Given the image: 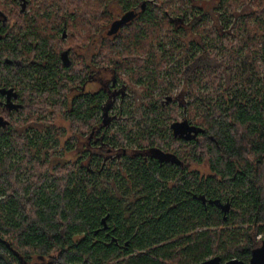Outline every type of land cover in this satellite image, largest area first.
Returning <instances> with one entry per match:
<instances>
[{
    "label": "trees",
    "instance_id": "trees-1",
    "mask_svg": "<svg viewBox=\"0 0 264 264\" xmlns=\"http://www.w3.org/2000/svg\"><path fill=\"white\" fill-rule=\"evenodd\" d=\"M122 1L124 7H134L145 0ZM178 1L180 6L170 9ZM242 1L249 0L221 1L229 19L226 25L235 19L233 14ZM164 2L160 8L152 0L154 5L147 7L140 19L123 29H132L126 36V43L132 46L122 40L116 43L120 34L115 48L101 52V60L113 65L114 81H120L119 72L124 70H139L133 77L147 73L153 85L157 79L165 87L184 80L193 97L186 102L183 121L205 132L192 142L174 136L171 126L179 121L170 107L184 105L183 93L170 107L151 97L154 104L141 110L138 126L143 129L139 135L120 126L112 136L108 132L102 136L115 147L123 146L124 140L137 146L138 150L130 149L122 156V165L110 163L104 169L103 159L87 152L75 163L56 164V176L47 184V169L58 150L61 130L47 123L36 125L35 137L28 136L21 143L16 130L0 131V264H20L18 257L26 264L36 258L44 259L42 264H200L214 257L223 262H249L252 251L264 241L256 242L259 235L264 236V2L258 5L260 0H251L254 12L240 17L229 35L214 31L209 18H197L191 31L206 39L208 50L198 43L189 49L178 48L176 35L184 34L180 25L193 23V16L197 17L193 0ZM163 20L174 29L172 36L161 35ZM155 34L154 43L164 50L163 65L150 69L143 67L140 57L148 41L152 49ZM14 35L11 30L1 50L2 59L16 58ZM43 38L36 53L48 57L49 64L40 62L19 73L14 64L2 63L4 83L21 84L23 108L65 111L74 134L86 129L90 136L94 130L106 128L104 111L111 104L105 103L104 90L74 97L70 110L60 109L68 104L62 82L65 68L58 62L61 50H50ZM165 40L172 45L170 50ZM26 51L31 54L35 50ZM171 51L183 53L175 69L167 65ZM223 54L227 56L220 59ZM242 54L243 69L236 61ZM228 70L230 76L224 84ZM165 76H170L171 82L165 83ZM58 81L60 88L49 92L46 83L56 86ZM33 92L35 98L29 95ZM32 115L15 125L21 128ZM135 115L131 113L129 124ZM68 147L70 152L76 148L75 143ZM202 166L209 172L195 169ZM101 169L103 175H99ZM227 203L232 208L225 218L220 205ZM107 215L108 237L101 224Z\"/></svg>",
    "mask_w": 264,
    "mask_h": 264
},
{
    "label": "rangeland",
    "instance_id": "rangeland-1",
    "mask_svg": "<svg viewBox=\"0 0 264 264\" xmlns=\"http://www.w3.org/2000/svg\"><path fill=\"white\" fill-rule=\"evenodd\" d=\"M70 1V10H74L76 11V8H74V6H77V0H69ZM155 4L158 7H162L164 5V0H154ZM221 1L222 0H193V4L194 6L197 8L196 10V14L197 17L193 16V23L190 21H187L185 24H181L180 26L182 27V29L184 30V34L178 33L176 35V39L179 42V47L185 46L186 49H189L190 45L192 43H198L203 50H208L210 49L209 47H207V45L204 43L206 42V39L200 37V35L197 33V31H191V27L192 24H196L198 22L197 18H209L210 21V26L211 28H213L214 31H217L218 34L220 36L222 35H229L232 33V30L234 29V25L235 22L242 16L252 13L254 12V5L250 3L251 0H249L248 2L242 1V3H239V7L236 13H234V17L235 19H232L231 24L228 23V18L224 15V11L221 9ZM115 2V0H100L99 3V7L96 10H90L91 8L86 7L84 10L85 12H87L86 17H90L93 18L94 14L98 15L101 17L100 21H101V25H104L105 23L109 22V18L107 17L108 14H105L106 10V5H109V9L113 12H115V6H112V8L110 7L111 3ZM262 2H264V0H260V2H257V4H261ZM190 3V2H189ZM188 3V4H189ZM181 2H177L176 4H174L173 6L170 7V9H175L176 7L180 6ZM105 6V7H104ZM164 7V6H163ZM227 7V5H226ZM65 8V7H64ZM188 8H192V5L189 4ZM264 9V4L261 7V9ZM0 10H2L9 18V27L11 28L10 30H13V32L15 33V26H16V20H15V16H16V7L14 4V0H0ZM175 17H180L179 15H172ZM163 34H165L168 36H172L171 35V31L174 30L168 22H165L163 20ZM136 27H138V24H136ZM177 27V25H176ZM133 28V27H132ZM88 25H87V21L85 23V33L88 32V36L86 37L85 43L87 42V40L89 39V35L92 33V29H90L88 31ZM130 30L132 29H128V30H124L122 32V34L120 35L121 38L116 40V43L119 40H122V42H124L127 45L132 46L131 44L126 43L127 38L126 36L130 34ZM194 30V29H193ZM187 31V32H186ZM164 36H162L163 40L165 39ZM229 37V36H228ZM155 38H156V34L153 35V40H152V46L150 49L149 46H147V42L145 44V48L147 49L140 57L141 61L143 62L144 66L143 67H149L150 69L153 67L152 65L158 66V67H162L163 65V61H162V57L164 54V50L160 49V45L155 42ZM169 38V37H168ZM230 40H232L230 38ZM166 43V49L170 50L172 48V45H170L169 41L165 40ZM65 45V44H64ZM67 46V44L65 45ZM244 46V45H243ZM115 48V41L113 42H109V43H105L103 48L100 50L99 52V56H98V64L100 65V68L102 70L101 73V79H102V85H101V90H104L106 93L105 96V103H107V101H109L110 108H109V112L107 114V116H109V118L112 120V122H110V128L108 130V135H113L115 134L118 130L119 127L122 126L123 128H125V130L129 131V130H133V134L135 135H139L141 130L143 128L138 126V122H140V117H141V110H147V108L151 105L154 104V101L150 100L151 97H153L155 99V101L164 104L165 107H170L173 102L174 99L177 97H180V95L183 93V101H184V105H181L179 108L177 106L174 107H170L171 110L175 111L177 113L178 116V121L182 122L184 120L185 114L187 112V104L186 102L189 101V97H193L191 96V91H190V86L187 85L185 83L184 80H179L177 81L175 84H169V86L165 87L164 84L159 83V79L156 80L155 84L153 85L154 82H152V78L147 74H143L141 76L138 77H133L135 72L140 73L139 70H134V71H130V70H124V71H120L119 72V76H120V81H114V74L112 73L113 70V65H105L103 64V61L101 60V52L103 50H109ZM245 49H247V47H244V52L245 53ZM151 50V51H149ZM55 52H58V49H54ZM171 56H170V63L167 64L169 65V67L171 69H175L179 67V64L177 63V61L180 59L181 52L178 51H171L170 52ZM191 55V54H190ZM224 56H227L225 54H223L220 59ZM245 54H242L240 57H238V59L236 60L238 63V67L243 69V65H244V57ZM25 57H27V55L25 54ZM185 58H183L181 61H184ZM219 60V59H218ZM246 64V63H245ZM138 68V66H136ZM77 70V69H76ZM147 69L144 68V72H146ZM143 71V70H141ZM165 71V69H164ZM164 76V75H162ZM230 76V71H226L224 73V77H223V82L224 84H226V81L229 79ZM166 80L165 83H169L171 82V77L170 76H165ZM70 85V86H69ZM72 82H68V85H63L65 86V90H64V95L67 94V92H69V89L72 88ZM74 86V85H73ZM99 90V86H92L90 88L87 89V91H91V92H95ZM72 96V94L70 95ZM69 96V99H71ZM33 98H35L33 96ZM172 98V99H170ZM39 100V99H38ZM39 103L40 100H39ZM63 108V109H62ZM47 110H25V112H23V117H20V120L18 119L17 122L21 121L22 119H24L25 117L29 116V114H31L32 112V118L30 120H27L24 122V124H21V129L18 131L19 133V142H25L28 140V136L29 138H33L32 135L35 136V133L38 132V128L36 127V125H45V123L54 126L55 128L61 130L59 133V137L58 142H59V147L58 150L56 152V154L54 155V157L51 159L50 158V167L47 169V173H48V177H50V179H48L47 184H50L51 180H53V178L56 176L55 174V167L56 164H60V166L63 165H68V163H75L76 161H78V158L80 156V145L78 144L79 140H87L89 134L88 132L85 130H80L78 134H74V132H72L70 130V123L67 120V117L65 115V111H63V113L61 111L56 112V110H54V108H52V110L50 108H46ZM60 109L62 110H70L68 109V105L61 107ZM131 113H136V117L134 118L132 123L129 124V122L127 121V119L131 116ZM172 118H175L176 115H172ZM29 119V117H28ZM110 120V121H111ZM132 120V119H131ZM45 121V122H44ZM174 121V120H173ZM172 121V122H173ZM171 122V123H172ZM170 123V124H171ZM169 124V125H170ZM34 126L33 129L29 128L30 126ZM25 126V127H22ZM143 127H145L143 125ZM13 131L15 130L14 128H12ZM43 136L45 132H42ZM90 133V132H89ZM131 133V135H132ZM68 143H75L76 148L74 149L73 152H70L69 150V145ZM32 149V148H31ZM130 149H135L138 150L136 145H132L130 146L127 142V140H124L123 146H117V150L115 152V154L117 153L118 155H115L113 157H111L109 160L104 161L103 162V166L104 169L108 168L110 165V162H112L113 164L116 165H122L124 163V160L121 159L120 157L124 156L123 152L126 151L125 154H127L128 152L130 153L131 151H129ZM186 149V148H184ZM32 152L35 153L34 149H32ZM121 152V155H120ZM46 153V149H43L42 151V158L43 160L48 159V156L45 154ZM51 157V154L50 156ZM87 163V162H86ZM193 169V167H192ZM195 169L200 170L202 173H208V167L207 166H202V167H195ZM23 176V175H22ZM54 176V177H53ZM28 176H24L22 177L23 181L27 180ZM44 180V179H43ZM227 228H232V225L227 227ZM262 240H264V236L263 234L259 235L256 238V242L257 244H260L262 242ZM262 244V243H261ZM261 246V245H260Z\"/></svg>",
    "mask_w": 264,
    "mask_h": 264
},
{
    "label": "flooded vegetation",
    "instance_id": "flooded-vegetation-1",
    "mask_svg": "<svg viewBox=\"0 0 264 264\" xmlns=\"http://www.w3.org/2000/svg\"><path fill=\"white\" fill-rule=\"evenodd\" d=\"M99 3L100 0H77V6H74L76 11H74L70 10L71 3L69 0H14L16 7L14 38L17 54L13 61L8 58L2 59L1 57V50L3 49L4 43L8 40V34L11 28L9 27V18L0 10V67L2 63L7 65L14 64L20 73L23 68L36 66L40 62L48 65V57H46L47 59L42 58L41 56H37L36 53L38 45L45 41L43 38L45 37L50 50H61L58 62L65 68V76L62 81L64 83L63 85H68L69 81L72 82V88L65 95L68 99V109L74 97L87 93H100L102 85V70L98 64L100 50L105 43L115 41L122 34L125 27L132 25L134 21L140 19L147 7L153 3L152 0H145L140 6L124 7L122 0H115L110 5L111 8L115 6V12L109 9V5L104 6L107 10L105 14H108L107 17L110 19L104 25H101L100 21L102 15L100 17L94 14L93 18L86 17L87 12L84 10L86 7L91 8L88 11L92 9L96 10L101 7ZM132 11L137 14L136 19L122 26L117 34L109 35L113 23L121 20L124 15ZM86 21L89 28L88 31L92 29V33L85 43L86 37L88 36V32L85 33ZM178 22L180 21L178 20ZM64 44H67V46ZM26 48H32L35 51L28 54ZM25 54L27 57H25ZM86 66L88 67V81L84 82ZM51 82L46 83V86L49 92L52 93V90L55 88L57 90L61 84L58 81L56 86H52ZM31 84L33 85V83ZM96 85L99 86L98 91H87L88 88ZM21 89V84L16 85V87L5 84L0 74V131L2 132L7 131L9 133L10 128H14L18 132L21 128L16 126L15 122H17L19 116L25 110H30V108L26 109L22 107L25 100L20 91ZM35 94L34 92L29 93L31 97ZM40 94L41 91L39 92ZM71 94L72 96H70ZM69 96L71 99H69ZM105 127H110V124ZM106 128H98L90 134L87 140L81 139L78 141L81 148L80 158L88 152L92 157L94 154H97L104 162L118 155L117 153L115 154L117 147L111 145V143L102 137L109 130ZM32 136L33 138L35 137L34 135ZM185 141L192 142V140ZM125 153L126 151L123 152L124 155H126ZM120 158L122 159V157ZM104 173L105 171L102 169L99 171V175H103ZM191 174L193 177V173ZM104 184L106 185L107 183ZM111 189L116 190V187H112L111 185ZM225 205L230 206V209L223 211L224 217L226 218L231 211L232 204L227 203ZM104 231L107 237L110 236V229ZM18 258L20 264H26L21 262L20 257ZM44 261V259L36 258L32 260L31 264H42Z\"/></svg>",
    "mask_w": 264,
    "mask_h": 264
},
{
    "label": "water",
    "instance_id": "water-1",
    "mask_svg": "<svg viewBox=\"0 0 264 264\" xmlns=\"http://www.w3.org/2000/svg\"><path fill=\"white\" fill-rule=\"evenodd\" d=\"M137 14L135 12H128L126 15H124V17L113 23L112 28L109 32V35H115L119 32L120 28L124 25H126L127 23L133 21L134 19H136ZM107 110L104 111V124L105 126L110 124V118L109 116H107L108 112H109V108H106ZM171 129L173 130V134L175 137H179L181 139L184 140H193L197 137L198 134L204 133L205 131L201 128H198L194 125H190L188 122L186 121H182V122H177L172 124ZM220 208L224 211H226L227 209H230L229 205H220ZM108 219H109V215H107L106 217H104L101 221V224L103 226V230H107L109 229V225H108ZM101 229V230H102ZM98 234V231L96 232ZM113 242L118 243V240L116 238L112 239ZM126 245H128L126 243ZM200 264H264V241L262 242L261 246L254 249L252 251V255H251V259L249 262H243L241 260L238 259H233L230 260L228 262H223L221 257H214L211 259H208Z\"/></svg>",
    "mask_w": 264,
    "mask_h": 264
}]
</instances>
